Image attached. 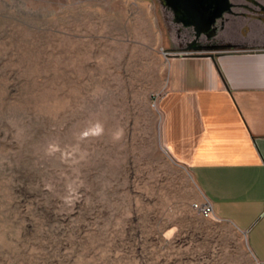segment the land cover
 <instances>
[{
    "label": "rangeland",
    "instance_id": "1",
    "mask_svg": "<svg viewBox=\"0 0 264 264\" xmlns=\"http://www.w3.org/2000/svg\"><path fill=\"white\" fill-rule=\"evenodd\" d=\"M211 28L165 0H0V264H256L162 138L169 58Z\"/></svg>",
    "mask_w": 264,
    "mask_h": 264
},
{
    "label": "crops",
    "instance_id": "2",
    "mask_svg": "<svg viewBox=\"0 0 264 264\" xmlns=\"http://www.w3.org/2000/svg\"><path fill=\"white\" fill-rule=\"evenodd\" d=\"M211 27L169 58L162 138L264 264V0H229Z\"/></svg>",
    "mask_w": 264,
    "mask_h": 264
},
{
    "label": "water",
    "instance_id": "3",
    "mask_svg": "<svg viewBox=\"0 0 264 264\" xmlns=\"http://www.w3.org/2000/svg\"><path fill=\"white\" fill-rule=\"evenodd\" d=\"M175 10L176 14L183 11L187 18L200 28L207 30L216 17L222 16L228 10V0H165ZM199 26V28H198ZM197 32V33H198Z\"/></svg>",
    "mask_w": 264,
    "mask_h": 264
},
{
    "label": "built area",
    "instance_id": "4",
    "mask_svg": "<svg viewBox=\"0 0 264 264\" xmlns=\"http://www.w3.org/2000/svg\"><path fill=\"white\" fill-rule=\"evenodd\" d=\"M195 206L197 207L199 213L203 216H209L213 212V207L210 201L206 200L203 203L196 204Z\"/></svg>",
    "mask_w": 264,
    "mask_h": 264
},
{
    "label": "flooded vegetation",
    "instance_id": "5",
    "mask_svg": "<svg viewBox=\"0 0 264 264\" xmlns=\"http://www.w3.org/2000/svg\"><path fill=\"white\" fill-rule=\"evenodd\" d=\"M253 1L257 2V0H253Z\"/></svg>",
    "mask_w": 264,
    "mask_h": 264
}]
</instances>
